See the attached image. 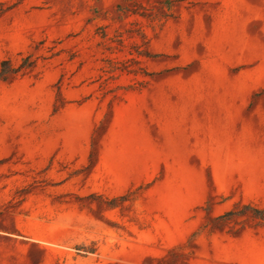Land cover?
<instances>
[{
	"label": "rangeland",
	"instance_id": "obj_1",
	"mask_svg": "<svg viewBox=\"0 0 264 264\" xmlns=\"http://www.w3.org/2000/svg\"><path fill=\"white\" fill-rule=\"evenodd\" d=\"M3 61L0 264H264V0H0Z\"/></svg>",
	"mask_w": 264,
	"mask_h": 264
},
{
	"label": "trees",
	"instance_id": "obj_2",
	"mask_svg": "<svg viewBox=\"0 0 264 264\" xmlns=\"http://www.w3.org/2000/svg\"><path fill=\"white\" fill-rule=\"evenodd\" d=\"M7 65V61H3L1 64V71H0V79L4 80L6 78L7 72L4 71V67ZM10 74L15 72V71H9ZM9 74V73H8Z\"/></svg>",
	"mask_w": 264,
	"mask_h": 264
}]
</instances>
